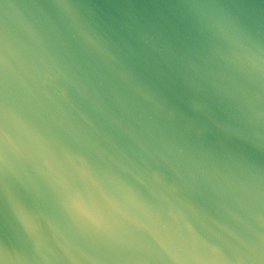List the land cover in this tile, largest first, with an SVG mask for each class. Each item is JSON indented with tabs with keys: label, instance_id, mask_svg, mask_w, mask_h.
Instances as JSON below:
<instances>
[{
	"label": "water",
	"instance_id": "1",
	"mask_svg": "<svg viewBox=\"0 0 264 264\" xmlns=\"http://www.w3.org/2000/svg\"><path fill=\"white\" fill-rule=\"evenodd\" d=\"M0 264H264V0H0Z\"/></svg>",
	"mask_w": 264,
	"mask_h": 264
}]
</instances>
